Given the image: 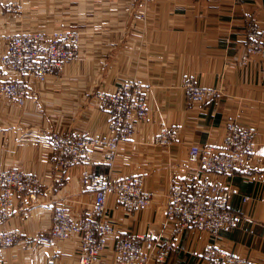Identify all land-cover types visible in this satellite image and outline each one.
I'll return each instance as SVG.
<instances>
[{
  "label": "crops",
  "instance_id": "0c3cea01",
  "mask_svg": "<svg viewBox=\"0 0 264 264\" xmlns=\"http://www.w3.org/2000/svg\"><path fill=\"white\" fill-rule=\"evenodd\" d=\"M11 1L24 7L20 18L7 11ZM138 1L0 0V35L19 24L82 31L81 57L59 79L30 83L24 106L0 98V171L19 168L41 180L37 199L19 194L9 215L0 210V229L18 232L17 241L3 248L0 264H76L75 241H36L50 228L55 203L82 215L94 199L83 178L86 166L58 169L47 134L53 129L71 139L107 134L108 115L99 109L98 92L113 91L127 77L144 82L147 119L120 143L114 167L97 152L91 172L112 181L142 176L151 203L127 212L110 195L105 219L123 236L171 242L163 264H207L203 253L213 237L180 228L168 217V195L178 183L193 188L197 165L190 160L191 146L219 145L227 122L235 119L256 130V151L245 168L212 175L230 186L229 207L237 217V224L221 233L220 244L264 264V55L243 60L251 26L264 21V0H157L145 17H138L144 13ZM6 74L0 73V82ZM187 75L220 92L206 102L190 100L181 86ZM171 127L178 128L175 144H156L160 130ZM111 257L109 250L101 260Z\"/></svg>",
  "mask_w": 264,
  "mask_h": 264
},
{
  "label": "built area",
  "instance_id": "2783aa9c",
  "mask_svg": "<svg viewBox=\"0 0 264 264\" xmlns=\"http://www.w3.org/2000/svg\"><path fill=\"white\" fill-rule=\"evenodd\" d=\"M154 2L155 0H145L140 2V6L147 9ZM16 5V2L9 3V10L15 9ZM73 30L13 35L11 40L16 46L10 51V55L18 58L13 69H22L23 72H7L8 76L0 83V98L17 106H24L32 79L45 83L49 77L60 73L53 70L62 71L68 60L77 59L81 37L77 30ZM32 39L42 42L41 64H36L33 58L30 47ZM21 50H26L25 56L18 54ZM244 53L243 60L251 55H264V21L251 26L250 42ZM50 68L53 70H49ZM181 86L194 102L212 100L220 92L217 87L198 84L192 75L184 76ZM98 98L99 107L108 115L107 134L79 136L75 139L68 138L56 129L47 134L56 149L55 164L58 169H68L76 164L86 166L83 172L84 182L94 190L91 210L76 215L70 206L55 203L51 226L47 232L37 237V242L55 245L75 241L78 244L76 264H163L173 249L171 242L163 244L145 235H139L136 240L123 238L119 229L105 219L110 195H114L127 212L150 204L151 195L144 190L142 176L134 175L112 181L91 172L97 152L102 154L105 164L110 168L114 167L120 143L128 140L135 125L148 115L144 83L135 77L126 78L113 91L99 92ZM177 133L176 127L162 128L156 144L172 145ZM255 136L254 128L242 126L232 119L227 122L225 136L219 145L193 144L189 152L190 160L197 165L193 188L189 191L178 183L173 185L168 195V217L177 220L180 228L193 227L213 237V243L203 253L207 264H254L248 258L227 252L220 244L221 233L235 226L237 217L229 207L230 186L213 179L212 175H229L252 163L256 151ZM40 186L41 180L36 174L19 168L1 170L0 210L9 215L19 194L37 199ZM112 238L114 239L110 244ZM17 239V231L0 230V262L3 247L13 244ZM109 250L112 259L103 262L101 255Z\"/></svg>",
  "mask_w": 264,
  "mask_h": 264
},
{
  "label": "rangeland",
  "instance_id": "374dc122",
  "mask_svg": "<svg viewBox=\"0 0 264 264\" xmlns=\"http://www.w3.org/2000/svg\"><path fill=\"white\" fill-rule=\"evenodd\" d=\"M157 0H155V2H156ZM12 3L14 2V1H11ZM11 2H9V3H11ZM154 2V3H155ZM8 3V4H9ZM19 2H17V5L15 6V9H12V10H9V8H8V4H7V6H6V8H7V11L8 12H15L16 11V16H17V18H20V16L22 15L21 13L23 12V6L22 5H20V4H18ZM154 3H153V5H154ZM138 5H140V1H138ZM139 7V6H138ZM140 8V7H139ZM141 10H144V13L141 11L139 14H138V17H145L146 16V12L148 11V10H145V8H140ZM146 11V12H145ZM21 23V22H20ZM19 24V23H18ZM20 26L19 27H17L16 28V30H14V31H10V32H6V33H2L1 35H0V39H1V43H0V72H23V70L22 69H18V70H14L13 68L16 66L15 65V62H17L18 61V58L17 57H13V56H11L10 55V51H12L13 49H15V46L16 45H13V42H12V40H11V38H12V36L13 35H18V34H25V35H34V34H36V33H39V31H42V32H51V31H56V30H59V29H64L63 27L62 28H54V29H51V30H45V29H42V28H40L39 26H34V25H32V26H28V24H26V25H23V24H19ZM74 28H77V27H73V26H71V29H74ZM78 29V28H77ZM74 31V30H73ZM77 32L80 34V37L82 36V31H80V30H77ZM250 42V40L247 42V44H246V46H245V49H246V47H247V45H248V43ZM41 46H42V42L40 41V40H36V39H32V40H30V47H31V52H33V58L35 59V62H36V64L37 63H39V64H41V55H40V53H41ZM69 48L71 47V46H68ZM80 48H79V57L76 59V58H73V59H70V60H68L67 61V63L64 65V67H63V70L61 71V70H53V68H50L49 70H53V72H60V73H58L57 75H55V76H51V77H49L48 78V80L45 82V83H47L50 79H59L61 76H62V74H63V72L65 71V69H66V67H67V65H70V64H73V63H76L79 59H80V57H81V45L79 46ZM8 51H9V53H8ZM19 53L18 54H22V56H25V53H26V50H21V51H18ZM245 52V51H244ZM256 56H258V55H256ZM12 78H14V77H12ZM127 78H132V77H127ZM5 80V79H4ZM124 80H126V78L124 79ZM123 80V81H124ZM3 81V80H2ZM1 81V82H2ZM0 82V83H1ZM31 83H34V84H38V85H41V84H44V83H39L37 80H35V79H32V81H31ZM144 83V82H143ZM144 90H145V94H146V87H145V85H144ZM101 92V91H100ZM99 93V92H98ZM146 98H147V102H148V97H147V94H146ZM148 107H149V103H148ZM99 109L102 111V109H101V107H99ZM148 116V115H147ZM147 116H146V118L145 119H143L142 121H140V122H138L136 125H135V128H134V131H133V133H132V135L134 134V132H135V130H136V128H137V126H138V124H140L141 122H143L144 120H146L147 119ZM161 131V130H160ZM160 133V132H159ZM158 133V134H159ZM178 134V133H177ZM132 135H131V137H132ZM131 137L129 138V139H131ZM176 140H177V138H176ZM176 140L174 141V143L173 144H175V142H176ZM172 144V145H173ZM172 145H169V146H172ZM163 146H165V145H163ZM77 165V164H76ZM82 165V164H81ZM83 172H84V170H83ZM151 203V202H150ZM150 205V204H149ZM148 205V206H149ZM107 206H108V203H107ZM91 207H92V203H91ZM147 207V206H146ZM144 208V207H143ZM141 209V208H140ZM91 210V209H90ZM135 211V210H134ZM133 212V211H132ZM1 230V229H0ZM49 230V229H48ZM47 230V231H48ZM46 231V232H47ZM42 234V233H41ZM40 235V234H39ZM38 235V236H39ZM123 238H129V237H126V236H123L122 234H120ZM139 235H145V236H147L146 234H139ZM138 235V236H139ZM37 236V237H38ZM149 237V236H148ZM113 239L114 238H112L111 239V241H110V244L112 243V241H113ZM136 239H138V237L136 238ZM136 239H134V240H136ZM17 241V240H16ZM15 241V242H16ZM36 241H37V238H36ZM14 242V243H15ZM6 246H9V245H6ZM5 246V247H6ZM4 248V247H3ZM2 256H3V254H2ZM238 256V255H237ZM242 257V256H241Z\"/></svg>",
  "mask_w": 264,
  "mask_h": 264
},
{
  "label": "bare ground",
  "instance_id": "6f19581e",
  "mask_svg": "<svg viewBox=\"0 0 264 264\" xmlns=\"http://www.w3.org/2000/svg\"><path fill=\"white\" fill-rule=\"evenodd\" d=\"M144 1H145V0H140V2H142V3H143ZM152 4H153V3H152ZM152 4H151V5H152ZM151 5H150V6H151ZM138 6H139L140 8H142V9L144 8V6H140V5H138ZM150 6H149V7H150ZM149 7H148V8H149ZM148 8H147V9L145 8V10H148ZM79 43H80V42H79Z\"/></svg>",
  "mask_w": 264,
  "mask_h": 264
}]
</instances>
